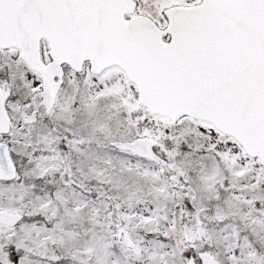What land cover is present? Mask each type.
<instances>
[{
    "label": "snow or ice",
    "instance_id": "6c2138e0",
    "mask_svg": "<svg viewBox=\"0 0 264 264\" xmlns=\"http://www.w3.org/2000/svg\"><path fill=\"white\" fill-rule=\"evenodd\" d=\"M0 264H264V0H0Z\"/></svg>",
    "mask_w": 264,
    "mask_h": 264
}]
</instances>
